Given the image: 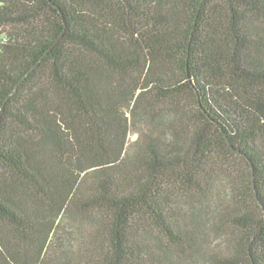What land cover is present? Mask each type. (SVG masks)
Instances as JSON below:
<instances>
[{
	"label": "trees",
	"instance_id": "obj_1",
	"mask_svg": "<svg viewBox=\"0 0 264 264\" xmlns=\"http://www.w3.org/2000/svg\"><path fill=\"white\" fill-rule=\"evenodd\" d=\"M0 32V264H199L221 173L207 264H264V0H0Z\"/></svg>",
	"mask_w": 264,
	"mask_h": 264
},
{
	"label": "rangeland",
	"instance_id": "obj_2",
	"mask_svg": "<svg viewBox=\"0 0 264 264\" xmlns=\"http://www.w3.org/2000/svg\"><path fill=\"white\" fill-rule=\"evenodd\" d=\"M141 121H143V117L139 118V121L133 127L134 131H139ZM137 137V132H133L130 135V139L128 142V149L130 150V152H133V150L135 149L136 145H134L133 142L137 139ZM226 160L234 166L236 174L238 175V179H240L239 175L244 176L246 169L243 161H241L238 157H231L230 159L227 158ZM228 180L229 179L226 174L221 173L219 176H217L211 183V192L209 196L205 198L204 202L202 201L203 203L201 202L197 205L199 213L198 220L200 222V229L202 233L200 243L201 246L195 258V260H197V263L199 264H207V259L210 257V255L207 254L208 250L218 251L215 255L221 257L227 256L230 253L229 248H225L224 243L221 239H219L221 235L220 232L216 230L218 229V227H215L217 219H213V216L215 217L216 215L220 216L218 217V221H221V210H232V203L230 202L229 198H226L227 193L230 190V183ZM249 203L251 204V202ZM230 221L231 219H226V221L222 224L227 227L226 232L224 231V233H230ZM85 223L86 222H83L82 225V222L75 220L73 223L75 232L72 235L78 237L83 236V233L85 232L84 229L86 227V225H84ZM242 262V264H250L246 261Z\"/></svg>",
	"mask_w": 264,
	"mask_h": 264
},
{
	"label": "built area",
	"instance_id": "obj_3",
	"mask_svg": "<svg viewBox=\"0 0 264 264\" xmlns=\"http://www.w3.org/2000/svg\"><path fill=\"white\" fill-rule=\"evenodd\" d=\"M8 41V34L0 32V51L2 50L4 44Z\"/></svg>",
	"mask_w": 264,
	"mask_h": 264
}]
</instances>
